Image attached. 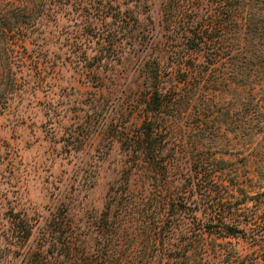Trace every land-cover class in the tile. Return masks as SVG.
Masks as SVG:
<instances>
[{
	"label": "rangeland",
	"instance_id": "rangeland-1",
	"mask_svg": "<svg viewBox=\"0 0 264 264\" xmlns=\"http://www.w3.org/2000/svg\"><path fill=\"white\" fill-rule=\"evenodd\" d=\"M9 1L14 12L27 6L28 23L23 41L0 48V63H10L18 79L9 72L0 80L8 97L0 111V264H176L183 256L187 264H264L262 114L246 85L215 80L227 71L221 62L206 67L214 80L174 120L184 154L175 155L171 184L161 190L187 187L191 153L215 152L225 159L217 176L226 184L224 211L237 210L231 223L238 230L199 235L204 203L194 193L196 218L174 210L166 236L153 243L159 209L152 197L160 187L129 145L145 115L143 62L157 54L169 65L165 85L176 81L167 55L179 49V26L166 20L167 0ZM188 1L201 14L215 3ZM123 187L103 232L108 198ZM28 218L31 234L19 238L17 223Z\"/></svg>",
	"mask_w": 264,
	"mask_h": 264
},
{
	"label": "trees",
	"instance_id": "trees-1",
	"mask_svg": "<svg viewBox=\"0 0 264 264\" xmlns=\"http://www.w3.org/2000/svg\"><path fill=\"white\" fill-rule=\"evenodd\" d=\"M214 2L211 5L212 13L207 11L203 14L199 13L197 7L188 0H167L164 3L166 20L169 18L170 21L178 22L180 30V32L177 30L175 35L179 49L172 50L173 54L167 55L168 59L172 58L171 62L176 66V81L172 87L165 85L164 70L169 65L164 63L160 56L150 55L142 64L146 83L145 115L139 129L133 132L129 146L132 152L139 154L140 161L145 163L144 169L160 187L152 197L153 207L159 209L156 219L152 221L159 226L153 232V243L159 242L166 236L162 231L165 225H169L170 218L175 212L187 209L196 218L194 211L198 208L196 205H190L197 203L195 199L189 197V194L194 193L200 197L198 201L204 203V208L201 209L204 217L199 220L202 221L199 222L201 225L199 235L203 232H217L222 236H230L234 234L233 230H238L231 223L238 215L237 210L224 211L223 204L227 197L223 195L221 189L222 184L225 187L226 184L217 180V176L224 168L222 162L225 159L215 152L204 156L191 153L194 157L190 161L187 187L174 186L172 189L161 190L162 186L171 184V179L168 177L169 168L173 165L175 155L179 157L180 154H184L180 142L181 135H177L178 125H175L174 120L184 111L196 90H201L205 82L210 83L209 80H214L209 77L213 71L210 69L209 73L206 72L208 65L214 67L218 62L226 63L227 71L222 72L224 75L221 79H215L217 82H225L226 85L232 82L248 87V94L254 97L255 105L261 111L260 128L264 130V94L259 91L264 80V49L259 41L262 31L264 32V0H214ZM10 3L9 0H0V48L15 40L23 41V31L28 23L24 18L27 6H20L19 12H14ZM239 32H243V35H238ZM239 37L243 41H239ZM198 51L203 52V62L195 61ZM178 64L184 67H178ZM10 68V63L2 61L0 80L11 72L12 82L17 84L16 72L11 71ZM235 74L239 76L238 79H235ZM7 100L8 97L0 91V111L6 106ZM245 108L244 111L249 107ZM227 114L229 115L228 110ZM241 118H244L243 112L239 115V119ZM203 150L208 149H200L199 153ZM124 181L128 182L127 176ZM124 190V187L113 190V194L108 198L106 210L100 216L103 220L100 224L104 229L103 232L111 225L108 221L110 203L116 200L118 192L119 200ZM31 220L28 218L24 223H17L19 229L16 235L19 238L27 239L30 236L33 227ZM194 242L193 246L200 253L203 247L200 240L195 239ZM185 258V256L181 257L176 264H187Z\"/></svg>",
	"mask_w": 264,
	"mask_h": 264
}]
</instances>
